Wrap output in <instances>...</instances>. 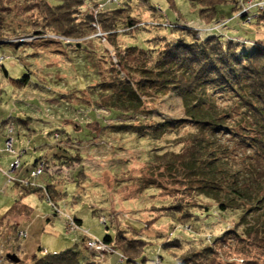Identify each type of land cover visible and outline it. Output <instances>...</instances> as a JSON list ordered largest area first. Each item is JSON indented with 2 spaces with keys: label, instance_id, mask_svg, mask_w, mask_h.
<instances>
[{
  "label": "rangeland",
  "instance_id": "rangeland-1",
  "mask_svg": "<svg viewBox=\"0 0 264 264\" xmlns=\"http://www.w3.org/2000/svg\"><path fill=\"white\" fill-rule=\"evenodd\" d=\"M46 1L51 5L60 3V0ZM119 1L122 5L112 4L109 7L127 5L131 15L139 21L138 26L145 27L121 38L122 46L153 50V40L163 37L169 42L180 38L190 42L182 31L188 28L196 31L201 40L219 36L224 41L239 42L240 49L245 51L264 47V0H198L209 13L213 11L214 4H220L215 8L211 21L201 18L203 8L188 0ZM233 2L236 3L235 14L231 7ZM3 3L6 7L3 15L6 30L10 25L30 24L38 15L29 10L32 6L30 0H3ZM170 24L175 26L172 29L166 27ZM17 34L18 39L11 33L4 35L15 43L16 40L29 42L35 37L31 33L29 37H24L21 31ZM98 40L82 43L81 51L75 49L69 55L67 66L56 55H36L31 46H21L19 42L20 47L0 46L1 64L10 77L19 80L27 76L24 80L29 81V86L20 92L13 89L11 82L0 74V123L9 119L14 129L13 132L9 123L5 125V137L0 136V264H4L8 254H14L20 261L28 263L40 251L56 254L68 249L79 251L82 260H94L100 264H116L120 260V264H178V261L188 259L195 252L198 254L197 264H264V205L260 207V204L244 198L234 201L232 208L227 207V213L221 215L216 210V202L203 196L196 198V192L191 188L197 186V179L189 181L180 164H174L171 158L166 165L158 166L152 162L153 155L158 161L156 153L182 152L193 134L201 138L202 133L186 126L174 130V135L164 140L161 146H156V142L150 140L135 141L113 132L106 125L110 120L105 123L91 111V102L87 103L89 100L85 92L87 87L95 86L99 80L103 69V59L100 58L106 54L98 52ZM117 57L111 53L106 61L120 70V77L127 78L130 73L122 70ZM222 95L217 100V110L228 114V123H237L239 119L234 114L236 106L227 94ZM144 101L152 105L149 107L154 110L151 113L154 116L160 113L159 117L163 120L175 122L184 118L180 100L171 93L164 101L160 100V96L153 95ZM98 113L99 116L106 114ZM70 120L79 128L70 124ZM92 127L100 129V134ZM232 129L237 131V127ZM217 136V139L207 135L203 137L212 144L209 152L221 160L226 156L228 161L224 163L223 171L235 173V176H248L251 171L260 174L264 170L262 155H256L253 148L240 147L237 144L240 138ZM12 144L13 149H17L16 153L7 149L9 146L11 149ZM56 145H69L79 150L86 181L81 177L74 179L77 183L55 179L54 183L60 185L58 190L65 195L52 200L57 207L53 209L46 198L28 191L50 184L46 172L35 175L37 168L33 164L41 159L48 163L56 161L55 155L60 156L63 152ZM89 146L94 154L90 153ZM118 146L128 147L133 155L128 172L127 164L123 163L128 158L122 150H116ZM143 150L149 152L148 164L137 157L143 155ZM198 151L197 158H205L206 154L199 150V146ZM7 155H13L15 160L10 167L1 161ZM77 171L78 168L71 173ZM141 179L161 186V189L159 192L153 187L139 189L145 186ZM164 197H170L172 204L180 202L183 210L188 208L191 213L196 212L197 219L187 215V211H184L186 217L181 215L180 222L176 221L175 215L168 213L170 216H162L166 214L164 210L155 207L165 205L166 202H160ZM68 218L81 221L78 234L68 230ZM105 219L107 223L103 225ZM119 231L129 239L143 241L131 245L130 249L127 247V250L117 240L115 242L116 249L126 257L133 258L139 254L134 263L126 262L121 255L118 258L119 253L113 246L105 254L92 253L79 242L83 234L101 241L105 235L115 238Z\"/></svg>",
  "mask_w": 264,
  "mask_h": 264
},
{
  "label": "trees",
  "instance_id": "trees-1",
  "mask_svg": "<svg viewBox=\"0 0 264 264\" xmlns=\"http://www.w3.org/2000/svg\"><path fill=\"white\" fill-rule=\"evenodd\" d=\"M30 1L32 6L29 10L38 14L35 21L29 22L30 24L25 26L10 25L6 30L3 24L6 7L3 0H0V46L3 44L15 47L28 45L37 52L36 55L38 53H45L51 57L56 55L62 64L67 66L72 52L75 49L81 51L82 43L99 39L96 48L99 49L98 52L106 53L100 58L103 59V69L95 86L87 87L85 92L89 100L87 103H92H90V109L96 114V117L104 120L105 123L110 120L109 124L106 125L113 132L124 134L126 138L135 141L143 140L146 142L150 140L156 142V146H161L164 140H167L170 135H174V130L186 126L195 128L202 133L201 138L193 134L187 147L185 145V150L177 153L171 152L172 154L156 153L155 156L158 157V161L153 155L152 162L158 166L166 165V161L171 158L174 164H180L182 166L180 169L185 171L189 181L193 182L194 179H197L195 182L197 186L191 188L196 192V198L203 196L216 202V210L221 215L227 213V207L232 208L234 201L244 200V198L246 201H254L256 204H260V207L264 205V170H261L260 174L251 171L248 176L241 174L235 176V173L233 175L230 171H223L222 167L228 161L226 156L221 160L220 157L209 152L212 144L203 137L207 135L212 139H217V135L221 134L231 135L230 137L235 139L240 138L239 143H237L240 147L242 145L246 148L255 149L256 155H262L264 160V47L258 46L253 50L245 51L240 49L241 44L239 42L224 41L219 36L201 40L196 31L185 28L182 31L190 39V42H186L184 38L177 39L175 42H169L164 37L156 38L153 40L154 49L145 51L136 46H122L121 38L131 36L135 31L145 27L138 26L139 21L131 15V9L127 5L119 8L109 7L112 4L122 5L119 0H60L57 5H51L46 0ZM188 1L203 8L201 7L202 2H198V0ZM144 2L146 0H143ZM234 5L236 3L233 2L231 7L235 14ZM217 6L220 4L212 6L213 11L211 13L203 8L200 14L201 18L211 21ZM149 9L153 10L151 7ZM83 10L85 11L83 12ZM172 26L175 25L170 24L166 27L172 29ZM40 29L43 30L39 31ZM20 31L24 37H29L30 33L35 37L29 42L16 40L17 43H15V40L11 41V38H6L4 35L11 33L18 39L17 33ZM41 38L43 39L41 40ZM111 53L119 56V58L117 57L118 64L122 70L130 73L127 78L120 77V70L112 62L106 61V57ZM0 74L11 82L15 90L20 91L29 86V81L24 80L27 76L19 80L12 79L1 64V60ZM169 93L176 96L181 102L184 110L182 120H174L175 122L163 120L162 117H159V112L154 116L151 113L154 110L149 108L152 106L151 103L149 106L144 101L146 97L150 98V95L160 96V100L164 101ZM222 94H227L236 106L234 114L236 113V117L239 119L237 123H228V114L223 110H217V100L219 97H223ZM100 111L106 114L99 116L98 112ZM232 115L233 113L230 114V117ZM25 119L27 120V117ZM26 120L19 121L24 123ZM112 121L115 123L111 124ZM9 123L10 120L6 119L0 124L3 126L9 125ZM72 123L73 121L70 120V124ZM9 126L12 124L10 123ZM73 126L79 128L75 123ZM232 127H237V131H233ZM92 129L96 130L98 135L101 132L95 127ZM12 130L14 132L13 126ZM198 146L199 150L206 154L205 158L204 156L197 158ZM56 147L63 151L60 156L55 155L56 161L48 163L41 159L33 164L37 170L41 167L39 176L42 172L48 174L50 184L43 188L29 189L28 191V193L32 191L46 198L52 204L53 209L57 207L52 203V200L61 199L65 195L58 190L57 187L60 185L54 183L55 179L63 178L65 181L70 180L71 183H77L74 179L81 177L84 182L86 181V175L81 167L83 158L80 156L79 150L77 151L69 145H56ZM119 147L121 146H118L116 150H122L128 158V160L123 161L127 164L126 170L128 172L133 155L129 153L128 147ZM89 149L90 153L94 154V150H91L92 147ZM148 153L143 150L142 156L136 154L135 156L148 164ZM164 158L166 159L162 161ZM76 168L78 171L74 172L75 174L71 173ZM168 171L171 172L172 169L169 168ZM141 181L145 186L139 187V189L153 187L158 190L157 192L161 189V186H154V184L145 182L143 179ZM160 202H166L161 208L155 207V209L164 210L166 214L162 216L172 214L176 216V221L180 222V217L184 215L186 217L184 211H187V215L190 214L189 216L197 219L196 212L191 213L188 208L183 210L182 206L179 205L180 202L172 204L170 197H164ZM182 214L183 216H181ZM68 221H71L77 228L76 233L79 232L81 221L75 218H68ZM104 221L105 223L102 224L106 225V219ZM80 237L79 242L86 249L87 240L84 235ZM116 240L126 250L127 247L130 249L131 245L138 242L143 243V241L129 239L121 231L117 233L115 238L105 235L101 240L108 248L114 247L115 251L119 253L117 254L118 258L121 255L126 262L134 263V259L139 254L136 253L137 256L133 258L126 257L122 251L116 249ZM91 255L95 256L94 254ZM197 256L198 254L195 252L188 259L183 258L178 261V264H197ZM4 261V264H14L6 258ZM17 264L100 263L94 260L89 261V259L82 260L79 251L68 249L56 254H45L40 251V254L33 256L28 263L20 261Z\"/></svg>",
  "mask_w": 264,
  "mask_h": 264
},
{
  "label": "built area",
  "instance_id": "built-area-1",
  "mask_svg": "<svg viewBox=\"0 0 264 264\" xmlns=\"http://www.w3.org/2000/svg\"><path fill=\"white\" fill-rule=\"evenodd\" d=\"M7 149L10 150L11 152H13L12 151V147L10 149V146H9ZM40 171H41V167L38 168V170L35 172V175H38L40 173ZM102 223H105V221L103 220ZM67 226H68V230L76 232L77 228L74 227V225H73V223L71 221H68ZM83 235L85 236V238L87 240L86 243H85L87 250H89L91 252L94 251V252L101 253V254L102 253H104V254L107 253V249H109V248L102 241L92 240L90 237H88V235H85V234H83ZM118 262L116 264H120L122 261L120 260V263H118Z\"/></svg>",
  "mask_w": 264,
  "mask_h": 264
},
{
  "label": "crops",
  "instance_id": "crops-1",
  "mask_svg": "<svg viewBox=\"0 0 264 264\" xmlns=\"http://www.w3.org/2000/svg\"><path fill=\"white\" fill-rule=\"evenodd\" d=\"M28 120H29V118H27ZM4 133H6V126L5 125H1L0 124V136L2 137L3 136V134ZM3 137H5V136H3ZM13 140V139H12ZM5 142V141H4ZM1 143V142H0ZM12 151L14 152V153H16V151H17V149H13V144H12ZM20 152V151H19ZM22 152H25V151H22ZM2 163L4 164V165H7V164H9V167H10V165H12V163L13 162H15V160H14V158H13V155H7V156H4V157H2ZM7 172V171H6Z\"/></svg>",
  "mask_w": 264,
  "mask_h": 264
},
{
  "label": "water",
  "instance_id": "water-1",
  "mask_svg": "<svg viewBox=\"0 0 264 264\" xmlns=\"http://www.w3.org/2000/svg\"><path fill=\"white\" fill-rule=\"evenodd\" d=\"M6 258L9 260V261H11L12 263H14V264H17V263H19L20 262V259L16 256V255H11V254H8L7 256H6Z\"/></svg>",
  "mask_w": 264,
  "mask_h": 264
}]
</instances>
